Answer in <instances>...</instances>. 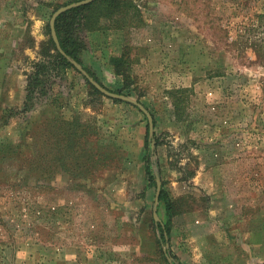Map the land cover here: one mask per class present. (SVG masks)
<instances>
[{
    "label": "rangeland",
    "instance_id": "1",
    "mask_svg": "<svg viewBox=\"0 0 264 264\" xmlns=\"http://www.w3.org/2000/svg\"><path fill=\"white\" fill-rule=\"evenodd\" d=\"M76 1L0 0V264H264V60L227 45L264 0H120L125 19L81 32L83 62L152 116V176L146 114L74 68H51L22 111L50 17Z\"/></svg>",
    "mask_w": 264,
    "mask_h": 264
},
{
    "label": "trees",
    "instance_id": "2",
    "mask_svg": "<svg viewBox=\"0 0 264 264\" xmlns=\"http://www.w3.org/2000/svg\"><path fill=\"white\" fill-rule=\"evenodd\" d=\"M120 2L122 3V5H120ZM120 6H122L121 11H119ZM124 6L125 4H123V1L120 0H92L85 4L71 7L70 9L63 11L56 17L54 22V28L62 52L57 49L52 37H50V49L53 50V52L50 58L41 59L33 64L32 69L27 77L24 107L22 111L28 112L27 110H30L32 108V105L34 104V99L35 97H37L36 91L38 90V87H40V85H42V87L44 86V83L46 82L45 76L51 68H59L60 70H64L66 67H72L79 73H81L73 65L72 60H75L80 63L84 70L102 86H104L110 91L121 93L119 89L112 90L109 87L105 86L101 79L96 75L94 70L88 67L81 59V50L85 47V41L81 37V32L91 31L99 28L102 17L107 19L116 11L121 12V19H125L124 13H126V8ZM229 32L231 33H228L227 30V35L230 38V40H227L228 46H235L236 49H239L241 52H244L246 51V49H249L258 60H264V12L252 15L251 18H247V20L243 22L242 28L238 25L234 31ZM86 81L92 89L93 93H96L100 96L104 95L87 79ZM39 89L40 91L43 90L42 88ZM112 99L118 100L114 97H112ZM2 111L3 112L0 114V121L5 124L8 120V117H10V115L12 114V108H6ZM47 120L50 119L46 118V121ZM64 121L65 120L59 123L64 124ZM43 124V129L45 133L44 137L46 138L47 134L49 135L51 134V132L48 123ZM67 124L68 125H65V127L62 126L63 129H59L60 135L58 137L56 145V147H58V154L56 156V159H63V144L71 148L72 145L76 143L77 137L82 134V126H80L82 122L79 121L77 116L69 120ZM78 126H80V132H78ZM152 137L153 133L150 134L147 131L145 138L146 140L144 160L146 164L145 170L150 176H152L149 165L150 151L152 147ZM59 147L61 149L62 155H60ZM46 154H48V151H46ZM159 196L160 198H164L166 204V211L168 212V214H171L172 201L166 195L165 191L162 188L160 189ZM169 224L170 221L166 223L157 222L162 237L169 238ZM163 256L165 260L169 261L168 257L170 256V252L165 250L163 252Z\"/></svg>",
    "mask_w": 264,
    "mask_h": 264
},
{
    "label": "water",
    "instance_id": "3",
    "mask_svg": "<svg viewBox=\"0 0 264 264\" xmlns=\"http://www.w3.org/2000/svg\"><path fill=\"white\" fill-rule=\"evenodd\" d=\"M92 0H78L76 2H71V3H68L66 5H63L59 8H57L51 15L50 17V20H49V26H50V32H51V37L57 47V49L62 52L61 50V47H60V44H59V41H58V38H57V35H56V32H55V28H54V22H55V19L56 17L62 13L63 11L67 10V9H70L71 7H74V6H78V5H82V4H85L87 2H90ZM72 63L73 65L81 72V74L92 84L94 85L99 91H101L103 94L107 95V96H110V97H114V98H119V99H122V100H125V101H128L132 104H135L140 110H142L147 118H148V124H149V133L152 134V131H153V121H152V116L150 114V112L141 104L139 103L138 101H136L135 99L127 96V95H124V94H120V93H116L114 91H110L108 90L107 88H105L104 86H102L99 82H97L96 80L93 79L92 76H90L85 70L84 68L82 67V65L80 63H78L77 61L75 60H72ZM159 192H160V181L157 180V192H156V199L155 201L157 202L158 201V195H159ZM153 215H154V219L155 220H158V216H157V213L156 211L153 212ZM168 260L169 262L171 263V259L168 257Z\"/></svg>",
    "mask_w": 264,
    "mask_h": 264
}]
</instances>
